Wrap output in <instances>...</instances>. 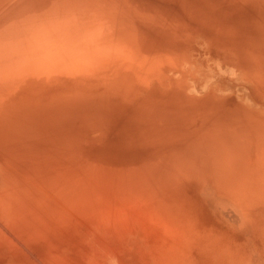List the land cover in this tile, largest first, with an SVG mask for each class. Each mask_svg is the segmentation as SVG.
Instances as JSON below:
<instances>
[{"label": "bare ground", "instance_id": "1", "mask_svg": "<svg viewBox=\"0 0 264 264\" xmlns=\"http://www.w3.org/2000/svg\"><path fill=\"white\" fill-rule=\"evenodd\" d=\"M218 1L179 15L143 0H0V213L14 229L0 264H83L111 259V237L128 252L125 234L203 233L191 189L236 237L231 259L264 264V0ZM203 39L243 62L232 83L252 103L209 80L193 59Z\"/></svg>", "mask_w": 264, "mask_h": 264}, {"label": "rangeland", "instance_id": "2", "mask_svg": "<svg viewBox=\"0 0 264 264\" xmlns=\"http://www.w3.org/2000/svg\"><path fill=\"white\" fill-rule=\"evenodd\" d=\"M143 1H146L147 3H149V2L150 3L154 2V3H158V4L161 3L160 4V6H162L161 9L164 8V10H166V11H167V8L164 7V5H167V6L171 7V10L173 8V12L176 11V13H178L179 15H185L184 10H186L187 12L188 11L192 12L193 9H191V8L192 7L194 8L195 6L198 9H196V11L194 9L193 12L206 11V10L207 11L210 10L211 12H214V11H212L213 8L215 6L216 7L219 6L218 0H188L190 3H194V5L193 4H190V5L185 4V6L181 4V2H184L181 0H179V1L176 0L177 2L174 1L175 4L177 3V4H179V6L177 4L174 5V3L172 2L173 0L172 1L166 0L165 3L163 2L164 0H161V2H159L160 0H143ZM163 3H164V5H163ZM186 3H187V0H186ZM160 6H157V7H160ZM173 6H175V7H173ZM176 6H178L179 9H177ZM189 6H192V7L190 8ZM189 9H191V10H189ZM171 10L168 9L169 12ZM173 12H171V13H173ZM181 12H183V13H181ZM203 33H204L205 37L218 38L221 36L220 34H215V31H210V33H208L207 31H203ZM203 41L204 42L197 43L193 47V59H195L198 62H201L202 65H206L204 63V61L209 62V63H207L209 70L206 71V74L209 77V80L211 77H213V79L215 81L214 83H216L218 81H222V83H224L225 88H227L228 90H235L236 92H238V94L241 98H244L246 101L252 103L254 100V97H255V96L253 97L254 94H252L250 92V90L243 85V83H238V82H237V84L232 83V82H234V80L236 78V75H237L239 68H241V69L243 68V62L238 61L237 57L234 56L233 53L229 52L228 50L224 49L221 46H218L217 44L213 43L211 40L203 39ZM210 64L216 66L218 72H220L221 75H215V71L212 70L214 67L211 68ZM223 79H225V82L223 81ZM231 83H232V85H231ZM209 84H211V83L209 82ZM189 192H188L189 195L188 194L186 195L185 200H186V202L190 201L191 205L189 203H186L187 208L189 210V213L191 215L192 220L195 223H198V224H196L197 226L202 227V225L204 224L203 226H205V227H203V229H205V230L203 233H195V234H191V235L182 236V235H178L174 231L163 234L158 229V235L150 234L149 238L150 237L152 238V236L153 237L156 236V237H154V239L150 238L151 240H149V238H148L147 241H145V239H143V237L147 238V235L145 233H143L145 236L144 235H141V236H135L134 235L133 236L131 234L130 235L125 234L122 238L123 239L122 244H124V246L130 248V250H128V252L125 251L124 249L121 250L119 248L120 242L118 240V237L115 236V237H111L112 242H113L112 246H111V257H110L111 259H109L106 255L104 256L102 253L99 254V257H96L97 255H94L95 253L92 254V252H91L92 256L90 255V258L93 257L92 260H88V261H85L82 263L83 264H88V263H97V264H108V263L109 264H126V263L127 264H238L237 260L231 259V255H232L231 251L233 249H237V248L235 246H232L230 244V242L231 241L233 242V240L236 237L235 238L233 237L234 235L229 231L228 228H222L223 226L220 225V223L218 222V220L214 214L213 209L211 208V206L208 204V202L205 199H203L196 191H191L190 193ZM191 193L193 195H191ZM195 195L198 197H196ZM194 197H195V199H194ZM187 200H189V201H187ZM193 203H194V205H193ZM196 209L198 212L196 211ZM0 216H1L0 217V221H1L0 225L2 226L3 223L5 224L7 222L6 220L8 219L7 218L8 216H7V214L4 215L1 213H0ZM5 218H7V219L5 220ZM160 222H162V220ZM8 225H7L8 230H7V226L5 227V225H4V227L2 226V228L0 227V230H1L0 233H2V234H0L1 237H2V235L6 236V234L8 235L9 233H12V231H14V229L10 228L11 223L9 222V220H8ZM215 225H216V232L214 231ZM207 226H210V227L207 228ZM212 228H214V229H212ZM2 229H5V232ZM211 229H212V231H211ZM210 231L215 232V234L209 233ZM205 232H208V233L203 235ZM216 233H218V234H216ZM131 237L134 239L133 242L131 241ZM185 237H186L185 243H188V244H185V243L184 244H177V241H179ZM193 239H194V241H193ZM210 239L212 240V242ZM223 239H225L226 241ZM90 240L91 239H88L87 242H89ZM137 240L139 242L135 246V249H134V247L132 245ZM143 240L145 241V243ZM152 240L156 241V242H153ZM217 240H219V241L217 242ZM204 241H205V243H204ZM237 244L238 243H236V245ZM141 245H142V247H141ZM124 246L122 245L121 248H123ZM186 246H187V248H186ZM2 248H5V247H2ZM229 254H230V256H229ZM232 257H235V256L232 255Z\"/></svg>", "mask_w": 264, "mask_h": 264}]
</instances>
